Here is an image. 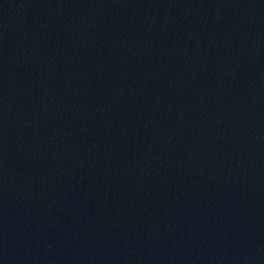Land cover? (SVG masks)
Here are the masks:
<instances>
[{
	"label": "water",
	"instance_id": "95a60500",
	"mask_svg": "<svg viewBox=\"0 0 264 264\" xmlns=\"http://www.w3.org/2000/svg\"><path fill=\"white\" fill-rule=\"evenodd\" d=\"M0 264H264V0H0Z\"/></svg>",
	"mask_w": 264,
	"mask_h": 264
}]
</instances>
